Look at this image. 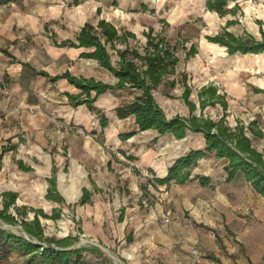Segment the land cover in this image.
<instances>
[{
    "label": "rangeland",
    "instance_id": "rangeland-1",
    "mask_svg": "<svg viewBox=\"0 0 264 264\" xmlns=\"http://www.w3.org/2000/svg\"><path fill=\"white\" fill-rule=\"evenodd\" d=\"M236 2L239 6L237 14L221 18L206 10L205 0H105L99 13L90 17V22L95 25L98 20L104 19L116 27H125L133 32L140 42H144L142 33L148 27H153L155 31L164 29L172 42L177 39L189 40L186 46L190 47L193 44L197 54L189 60L182 59L178 72L185 74L186 83L192 90L189 99L196 104L195 114L213 120L223 116L225 120L228 118L232 123L233 120L240 121L245 126L251 121H258L261 126L260 119L249 115V109L244 110L243 107L236 109L227 105L224 110L219 104H215L202 110L199 108L197 94L201 88L216 87L218 93L225 94V100L228 102L223 85L227 83V80L241 75V85L247 87V76L248 78L260 76L264 70V54L258 55L257 58L251 55L228 56L226 51L222 50L223 48L213 47L206 39V36H212L221 31L228 20H237V24L228 28L235 34L246 30L255 36L259 35V28H264V0H237ZM233 5L234 3H230L229 7ZM40 25L30 26L28 30L14 28L17 37L14 40V48H11L13 52L3 53L0 49V57L2 55L11 57L15 54L16 60L26 61L36 69L45 66L48 62L46 69L63 71L64 66L61 63L49 62V56L54 57L49 44L52 43V37L56 41H61L62 36L71 35V29L63 18H58V13L54 9L51 12V19L45 23L44 28L41 29ZM48 52L51 54L49 55ZM82 69V72L93 74L96 80H104L107 83L111 81V78L100 68L88 65L83 66ZM71 72L75 70L72 69ZM6 75V71L0 69V153L5 151L0 171V191L17 193L15 208L27 206L42 210L50 217L59 214L56 219L38 216L45 238L53 240L72 236L76 238V241L71 248L86 247L102 250L105 255L102 262L95 261L94 257L88 254L85 259L86 264H144L139 260L135 262L133 257L125 260L117 254L116 248L122 240L111 239L114 245L110 247L106 239L95 238L93 235L97 230H103L105 234L110 230L106 218V212L109 210L108 201L110 203L115 201L117 204L118 195L124 196L123 203L127 204L131 201L132 197L126 198L130 195L129 179L125 175L127 170L132 172L138 170L137 175L141 179V184H145L147 179L155 178V174L148 168L139 167L138 159L134 155L147 146L156 147L165 156H169L174 146L168 145L167 140L162 141L161 144H155L153 140L148 142V137L152 133L137 132L133 149L104 144L103 151L109 161L97 160L94 157L95 154L92 155L91 146L87 144L99 138L100 128L96 122L97 117L101 113L111 116L113 107L123 100L122 96L108 92L106 97L99 98V104L102 106L99 109L100 112L91 114L84 106L70 108L62 94L57 93L58 85H52V88L49 86L45 89L47 93L40 96L43 100L41 103L30 107L21 106L19 109L15 104V96L12 94ZM182 90L179 86L172 90L174 98L165 96L163 88L154 92L157 103L169 118L176 114L182 116L189 114L187 106L178 98ZM132 131H135V128L130 121L118 127L119 134ZM73 139L77 142L76 147L69 150L70 140ZM191 141L195 142L194 139ZM210 158H212L211 155L206 157L207 165L210 164L217 169L218 162H209ZM100 163L108 167V170L97 167ZM25 168L30 170L27 171ZM51 178L56 180L57 192L66 198V200L63 199V203H56L45 198V192L50 187L48 180ZM84 189L92 193L91 196L99 199L100 202L105 201V207L99 209L95 208L93 203L79 204L78 201ZM166 190L163 188V191H160L157 187L148 185L147 195L141 188L140 197L135 202L140 200V206L143 209L152 211L162 220V215L166 213L164 207L168 208ZM121 207L124 210L122 205ZM15 208L11 207L9 212L18 219L20 217ZM101 216L104 218L102 226ZM33 217V212H28L26 215L27 220H32ZM0 227L28 237L19 224H10L0 219ZM129 232L130 229H126L125 238L128 234H132ZM216 240L219 246L217 257H214V254L200 255L196 248L191 249L194 264H253L240 259L244 250L231 232H216ZM193 250L196 252L193 253ZM126 257L129 258L127 255ZM1 264L45 263L40 259L29 261L25 257L12 254ZM254 264H264V255Z\"/></svg>",
    "mask_w": 264,
    "mask_h": 264
},
{
    "label": "crops",
    "instance_id": "crops-1",
    "mask_svg": "<svg viewBox=\"0 0 264 264\" xmlns=\"http://www.w3.org/2000/svg\"><path fill=\"white\" fill-rule=\"evenodd\" d=\"M104 3L105 0H81L77 5L74 4L73 0H16L7 5H2L0 6V49L3 53H6V51L12 53L11 48H14V40L17 37L14 28L28 30L30 26L41 24L42 29L45 23L51 19L52 9L58 13V18L64 19L72 32L71 35L62 36L61 41L75 40L80 28L85 23H91L90 17L98 13ZM72 7L74 9H70ZM51 39L52 43L49 44V49H51L50 51L54 57L48 52L50 55L49 62L52 64L55 62L61 63L64 66L63 71L46 69L48 62L45 66L36 69L26 61L16 60L15 57L17 56L15 54H12L13 57L11 56L12 61L9 56L2 55L0 57V69L6 71L8 83L13 96H15V104L19 109L21 106L30 107L41 103L43 100L40 96L47 93L45 89L49 86L52 88V85H58L57 93H61L67 105L74 108L68 103L64 94L66 92L76 93L75 87L64 79L52 84L49 78L38 74L40 71L47 72L51 77L69 71L77 77L95 78L93 74L82 72L83 66L91 65L102 69L111 78L109 84L115 83L114 77L101 68L96 61L80 57L84 51L83 49L57 47L54 44V41H56L54 37ZM211 44L213 47H221ZM221 48L225 50L224 47ZM232 56L248 55L236 54ZM251 56L258 57V55ZM72 69L75 72H71ZM261 73L257 77L248 78L247 76V87L241 85V75L227 80V83L223 85L228 96L227 104L229 107L249 109V115L260 119L262 123L260 128L264 132V93L255 91V89L264 90V70ZM99 81L105 82L104 80ZM53 90H56V88H53ZM106 95L108 93L96 99L94 104L98 109L102 108L99 104V98L106 97ZM81 106L86 107L85 105ZM116 107L117 105L113 107L111 116L106 115L109 119L108 126L103 130L99 127V138L87 143L91 146L92 155L95 154L94 157L97 160L109 161L103 151L104 144L122 149H133L136 135L121 140L118 127L123 125L124 122L130 121L136 130L134 120L131 117L118 119L115 115ZM88 112L91 113L89 110ZM240 119L243 120L242 117ZM141 133H152L148 137V142L156 136L154 130H146ZM192 139L195 140L194 143L191 141ZM164 140H167L168 145L172 144L174 146V150H170L169 156H165L156 147L150 148L147 146L137 155H134L138 159L139 167L148 168L149 171L155 174L156 178L166 177L168 167L190 149L204 148V139L201 134L191 133L180 140L167 135L155 144H161ZM70 141L69 150H73L77 142L75 139ZM253 145L258 151L264 153V137L253 139ZM211 156L212 158L208 161H217V169L210 164L207 165L205 157L193 169L191 177L186 183L171 184L167 188L163 185L157 186L160 191H163V188L167 189L168 208L164 207V209L166 213L170 214V222L168 223H164L157 218L152 211L143 209L140 206V200L135 202L140 197L139 191L143 184H141V179L137 173L127 170L125 175L129 179L128 189L130 195H127L126 198L132 197L131 201L127 204L123 203L122 201L125 200L123 195V197L118 195L117 204H115V201L113 203L108 201L109 210L106 212V218L110 230L106 234L103 230H97L93 237L106 239V243L110 247L114 245L111 239L122 240L116 250L117 254L125 260L133 257L135 262L139 260L144 264H194L190 253L192 248H196L200 255L214 254V257H217L219 246L216 240V232H231V234H234V239L240 243L244 250V254L240 255V259H245L253 264L259 262L261 256L264 255V195L258 194L243 176L227 181L223 169L225 161L217 160L213 155ZM97 167L108 170V167L106 168L103 163H100V166L97 165ZM198 176L209 177L210 181L202 185ZM46 194L47 192H45ZM64 199L66 200L65 197ZM88 203H93L94 207L99 209L105 207V201L100 202L99 199L92 196ZM119 207H121L120 210H118ZM103 220L104 218H102L101 226ZM126 229H130L129 233L132 234H128L125 238ZM89 255L93 256V259L97 262H102L105 257L102 250L99 249Z\"/></svg>",
    "mask_w": 264,
    "mask_h": 264
},
{
    "label": "trees",
    "instance_id": "trees-1",
    "mask_svg": "<svg viewBox=\"0 0 264 264\" xmlns=\"http://www.w3.org/2000/svg\"><path fill=\"white\" fill-rule=\"evenodd\" d=\"M16 0H0V6L7 5ZM81 0H73L79 4ZM237 0H205L206 10L223 18L227 15L235 16L239 11ZM247 1V0H243ZM230 3H234L229 7ZM99 13V10H98ZM164 24H166L163 21ZM237 20H228L221 31L206 39L213 44L224 47L229 56L232 55H260L264 54V28H259V35L255 36L246 30L235 34L228 30ZM144 42L125 27H116L112 23L100 19L97 23H85L75 36V40L54 41L57 47L81 48V58L94 60L104 70L108 71L115 79L114 84H109L95 78L74 76L69 71L50 76L45 71L39 75L49 78L52 84L60 79L66 80L75 87L76 93H65L68 103L73 107L85 105L87 109L98 114L100 110L95 106L96 99L108 92L122 96L123 100L115 108L118 119L133 118L135 131L119 134L121 140H126L137 132L154 130L157 142L164 136L170 135L180 140L188 134H201L204 139V148L190 149L177 158L169 167L166 177L147 179L142 185L143 193H147L148 185L154 187L171 184H184L189 181L192 171L199 161L209 155L217 160H224V171L227 181L238 176H243L254 190L264 195V153L258 151L253 145V139L264 137L258 121H251L246 126L236 122L234 127L229 126L224 117L213 120L209 117L196 115V104L189 98L191 88L186 83L184 73L178 72L181 60H189L197 54L193 44L186 46L187 39L172 42L164 29L155 31L148 27L142 33ZM181 87L182 93L178 97L189 110L187 116L176 114L169 118L163 108L157 103L154 92L164 89V95L174 98L172 90ZM264 93V90L255 89ZM200 110L207 106L219 104L224 110L227 108L225 94L218 93L214 86L203 87L197 94ZM103 130L109 124L108 117L101 113L96 121ZM100 134H98L99 137ZM13 149V147L11 148ZM5 151L0 153V171L2 158ZM29 171V168H25ZM138 173V170H134ZM201 184L210 181L209 177L198 176ZM50 187L45 198L56 203H63V197L57 192L56 180H48ZM92 193L83 190L79 204L90 201ZM17 193L13 191H0V219L10 224H19L28 237L17 235L14 232L0 227V264L12 254L25 257L29 261L40 259L45 264H86L87 255L97 252L94 248H71L75 237L67 236L62 239L49 240L44 237L39 224L38 216L56 219L59 214L48 216L42 210L23 206L15 208ZM15 208L20 218L9 212ZM28 212H33L32 220H27ZM36 242H35V241ZM45 242L54 244L45 245Z\"/></svg>",
    "mask_w": 264,
    "mask_h": 264
},
{
    "label": "built area",
    "instance_id": "built-area-1",
    "mask_svg": "<svg viewBox=\"0 0 264 264\" xmlns=\"http://www.w3.org/2000/svg\"><path fill=\"white\" fill-rule=\"evenodd\" d=\"M226 123L229 125V126H231V127H234L235 125H236V121L235 120H233L234 122L232 123L228 118H226ZM145 195H147V193L145 194ZM162 221L164 222V223H168V222H170V214L169 213H165V214H163L162 215ZM194 252H196L195 250H193V253Z\"/></svg>",
    "mask_w": 264,
    "mask_h": 264
},
{
    "label": "water",
    "instance_id": "water-1",
    "mask_svg": "<svg viewBox=\"0 0 264 264\" xmlns=\"http://www.w3.org/2000/svg\"><path fill=\"white\" fill-rule=\"evenodd\" d=\"M58 189V188H57Z\"/></svg>",
    "mask_w": 264,
    "mask_h": 264
}]
</instances>
